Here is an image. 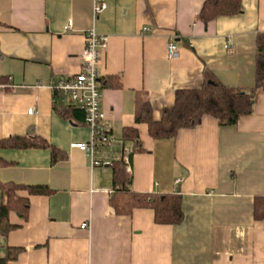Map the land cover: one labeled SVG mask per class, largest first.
I'll use <instances>...</instances> for the list:
<instances>
[{"label":"crops","instance_id":"obj_1","mask_svg":"<svg viewBox=\"0 0 264 264\" xmlns=\"http://www.w3.org/2000/svg\"><path fill=\"white\" fill-rule=\"evenodd\" d=\"M204 1L107 0L94 21L92 0H0V140L37 136L58 154L52 162L49 148L0 147V183L49 188L17 190L27 218L12 208V229L0 228V259L21 249L5 264H264V93L234 125L205 115L156 140L135 121L146 104L159 119L179 89L212 80L254 86L264 0H241L240 14L208 22L199 17ZM91 27L108 37L98 62L100 105L115 140L97 147L98 166L70 147L88 141L90 130L82 117L55 109L49 86L80 71ZM124 127L136 128L142 148L129 158L130 190L179 193V223H156L151 208L120 214L112 206L110 162L133 146L122 141Z\"/></svg>","mask_w":264,"mask_h":264},{"label":"trees","instance_id":"obj_2","mask_svg":"<svg viewBox=\"0 0 264 264\" xmlns=\"http://www.w3.org/2000/svg\"><path fill=\"white\" fill-rule=\"evenodd\" d=\"M241 12V0H205L199 17L203 22H208L220 16H236ZM114 85H119L118 79ZM259 93H264V32L256 34L253 87L240 89L212 80L204 82L199 88L179 89L175 93L173 105L163 109L159 119L153 117L151 106L146 104L140 114L136 116L135 121L146 123L149 135L156 140L174 138L180 129L196 126L205 115L214 117L219 125H234L240 117L252 113ZM54 106L66 119L71 116L84 119L83 110L64 103L57 92H54ZM122 141L133 144L129 158L135 150H142L135 127L123 128ZM0 147L49 148L51 161L55 162L58 159L57 149L37 136H11L0 140ZM110 166L114 188V195L110 201L117 213L130 214L135 208H151L154 212V221L158 224H177L182 220L183 212L179 193L134 192L130 190L131 177L123 161L121 159L112 160ZM20 188L27 189L30 194L49 192V188L44 185L23 186L15 183H0L2 196L0 228L4 234L13 227L8 221V215L12 208L22 219L27 218L28 203L16 194ZM20 250V248H8L5 257L0 259V264H5L8 260L15 258Z\"/></svg>","mask_w":264,"mask_h":264},{"label":"built area","instance_id":"obj_3","mask_svg":"<svg viewBox=\"0 0 264 264\" xmlns=\"http://www.w3.org/2000/svg\"><path fill=\"white\" fill-rule=\"evenodd\" d=\"M107 0H92V17L95 21L98 15L106 8ZM66 25L65 29H70ZM148 26L142 27V31L148 30ZM108 45V37L96 32L94 27L89 28L84 33V48L81 53L80 71L68 78L51 81L49 83L52 91L59 93L61 100L78 107L84 112V123L90 130V138L85 142H72L70 147L77 148L86 154L92 166H98L101 161L96 157L97 147L103 144L114 143V138L110 135L104 125V113L101 109V87L99 84L98 62L102 53ZM177 45L173 39L167 44V56L172 58L176 55ZM27 113H35L33 107ZM119 159L129 169V150L122 146ZM179 180H176L178 182ZM82 228H89L88 222L80 225Z\"/></svg>","mask_w":264,"mask_h":264}]
</instances>
